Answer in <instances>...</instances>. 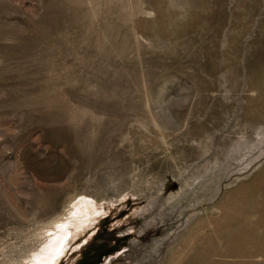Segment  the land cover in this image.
I'll return each instance as SVG.
<instances>
[{
    "label": "rangeland",
    "instance_id": "374dc122",
    "mask_svg": "<svg viewBox=\"0 0 264 264\" xmlns=\"http://www.w3.org/2000/svg\"><path fill=\"white\" fill-rule=\"evenodd\" d=\"M79 204L58 264H264V0H0V264Z\"/></svg>",
    "mask_w": 264,
    "mask_h": 264
},
{
    "label": "bare ground",
    "instance_id": "6f19581e",
    "mask_svg": "<svg viewBox=\"0 0 264 264\" xmlns=\"http://www.w3.org/2000/svg\"><path fill=\"white\" fill-rule=\"evenodd\" d=\"M79 205L78 207H76L77 205L74 206V208L76 207L77 209H74L71 216L57 222L55 226L52 225L47 228L46 233L43 231V237L41 235L43 238L41 247L27 257L22 264H58L60 257L69 245L68 241L72 239L70 236L75 226L71 224L79 218V215L86 214V208ZM86 226H88V224Z\"/></svg>",
    "mask_w": 264,
    "mask_h": 264
}]
</instances>
